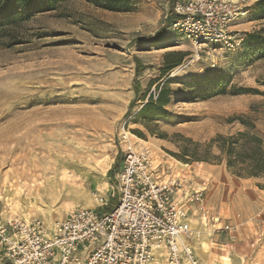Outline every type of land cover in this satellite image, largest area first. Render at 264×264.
Masks as SVG:
<instances>
[{
  "label": "rangeland",
  "instance_id": "rangeland-1",
  "mask_svg": "<svg viewBox=\"0 0 264 264\" xmlns=\"http://www.w3.org/2000/svg\"><path fill=\"white\" fill-rule=\"evenodd\" d=\"M177 1L135 0L131 12L118 13L64 0L53 12L0 27L3 221L45 223L50 212L60 222L85 208L84 193L94 205L88 209L111 210L125 129L148 143L154 166L205 190L207 215L232 227L215 232L209 224L215 247L230 250L233 264H264V176L240 178L228 167V152L257 145L242 133L260 138L264 152V0H240L245 15L230 30L241 45L203 47L199 58L170 28ZM165 85L167 116L141 119ZM219 86L225 93L200 97ZM190 209L199 223L202 210Z\"/></svg>",
  "mask_w": 264,
  "mask_h": 264
},
{
  "label": "built area",
  "instance_id": "built-area-1",
  "mask_svg": "<svg viewBox=\"0 0 264 264\" xmlns=\"http://www.w3.org/2000/svg\"><path fill=\"white\" fill-rule=\"evenodd\" d=\"M244 15L240 0H178L170 28L199 58L203 47L241 45L243 37L230 27ZM121 141L115 206L75 210L57 222L54 236L40 219L3 221L0 215V264H203L193 247L191 205L215 232L232 227L207 215L204 190L192 180L154 166L149 146L132 141L125 129Z\"/></svg>",
  "mask_w": 264,
  "mask_h": 264
},
{
  "label": "trees",
  "instance_id": "trees-1",
  "mask_svg": "<svg viewBox=\"0 0 264 264\" xmlns=\"http://www.w3.org/2000/svg\"><path fill=\"white\" fill-rule=\"evenodd\" d=\"M64 0H0V27L14 24L21 20H27L36 14L53 12L57 10ZM85 2L108 12L129 13L133 10L135 0H84ZM257 41L253 35L249 36V42ZM247 42L246 44H248ZM181 64L177 62L171 65L169 71L175 69ZM171 91L165 85L160 89L157 100L151 98L139 112V117L145 121H152L157 118L166 117L165 107L171 103ZM216 93H225L222 86L206 87L199 95L202 99H208ZM242 140L254 142V148L249 152L234 154L228 152V167L235 171L240 178H259L264 176V152L261 148V139L248 134H240ZM236 140V139H234ZM237 144V142L235 143ZM236 155V156H235Z\"/></svg>",
  "mask_w": 264,
  "mask_h": 264
},
{
  "label": "bare ground",
  "instance_id": "bare-ground-1",
  "mask_svg": "<svg viewBox=\"0 0 264 264\" xmlns=\"http://www.w3.org/2000/svg\"><path fill=\"white\" fill-rule=\"evenodd\" d=\"M129 136H130V138H133L134 140H136L137 142H139L141 144H148L145 140L140 139L139 137L132 134L131 132H129ZM179 162L176 165V168L181 169V171L186 170V168H188L187 165L179 163ZM199 165H200V168L203 167V163H200ZM74 166H76V164H74ZM170 167L173 168V166H170ZM66 175H68V174L66 173ZM197 175H198V177L204 176L202 174L201 170L197 173ZM178 176H180V175H178ZM71 189H73V188H71ZM78 194H80V192ZM74 197H75V195H74ZM82 197L84 199V200L83 199L82 200L85 202V204H84L85 208H93L94 207L93 204L87 203V201L92 202V199L89 197H86L85 193L82 194ZM47 213H49V214L46 215V217H45L46 221L44 224H45V227H46L49 235L54 236L56 233L55 228H56V224H57V222H55L56 217L51 215L50 212H47ZM65 218H66V216L63 217V220ZM25 219H26L25 221H30L27 218H25ZM192 226H193V230H194V235H193L194 249H195L196 255L198 256V258L200 259V261L203 264H233V259H232V255H231L230 250H226V249L222 250L220 248L215 247V243L213 241V238L209 234L210 233L209 224L207 223V221L203 217L201 218V221L199 223L197 221H195V223H194V220L192 219ZM182 241L184 243L187 242L185 239H183Z\"/></svg>",
  "mask_w": 264,
  "mask_h": 264
},
{
  "label": "crops",
  "instance_id": "crops-1",
  "mask_svg": "<svg viewBox=\"0 0 264 264\" xmlns=\"http://www.w3.org/2000/svg\"><path fill=\"white\" fill-rule=\"evenodd\" d=\"M193 210V213H194V211H196V209L194 210V209H192ZM199 211V210H198ZM210 235H212V232H211V229H210V233H209ZM193 247H194V244H193Z\"/></svg>",
  "mask_w": 264,
  "mask_h": 264
}]
</instances>
